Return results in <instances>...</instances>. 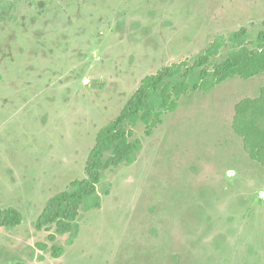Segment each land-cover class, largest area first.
Segmentation results:
<instances>
[{"label": "rangeland", "instance_id": "rangeland-1", "mask_svg": "<svg viewBox=\"0 0 264 264\" xmlns=\"http://www.w3.org/2000/svg\"><path fill=\"white\" fill-rule=\"evenodd\" d=\"M241 30L245 42L264 30V0H0V213L22 215L0 224V264H264V167L232 127L264 74L189 92L168 112L155 100L161 122L126 126L133 161L101 170L100 207L84 200L77 233L36 227L86 178L98 133L145 77L217 42L186 80L200 83L233 59Z\"/></svg>", "mask_w": 264, "mask_h": 264}, {"label": "trees", "instance_id": "trees-1", "mask_svg": "<svg viewBox=\"0 0 264 264\" xmlns=\"http://www.w3.org/2000/svg\"><path fill=\"white\" fill-rule=\"evenodd\" d=\"M245 33L247 39L245 30L233 35L234 48L237 50L232 55L233 59L215 66L212 74L205 76L200 83L190 86L186 80L209 64L211 57L220 47L217 42L213 43L192 65L184 61L166 67L155 75L145 77L119 117L98 133L96 144L87 162L86 178L74 181L66 191L48 201L37 221V229L55 226L58 234L77 233V221L84 200L88 197H97L101 170L117 167L123 163L130 164L133 161L132 155L136 150L134 142L138 144L139 140L134 142L129 140L133 136L131 131L126 130V126L138 121L148 126L154 123V117L157 118L158 123L161 122V116L156 112L155 100L159 101L163 112H168L175 109L178 100L189 92L209 90L235 77L248 80L264 74V30L259 33L255 41L250 42H245ZM205 74L207 72L202 70V75ZM232 127L243 139L246 153L254 162L264 167V86L258 96L244 98L236 104ZM107 152H111V155L104 166L102 159ZM99 207L97 197V202L92 208ZM21 222L22 215L16 209H8L0 213V224L3 226L15 227ZM49 239L54 242L55 235H50ZM45 249L47 247L42 246V250ZM62 253L63 249L59 247L52 250L54 257H59Z\"/></svg>", "mask_w": 264, "mask_h": 264}]
</instances>
